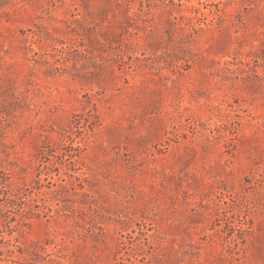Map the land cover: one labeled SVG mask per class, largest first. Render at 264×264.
<instances>
[{
  "label": "rangeland",
  "instance_id": "obj_1",
  "mask_svg": "<svg viewBox=\"0 0 264 264\" xmlns=\"http://www.w3.org/2000/svg\"><path fill=\"white\" fill-rule=\"evenodd\" d=\"M0 172V264H264V0H0Z\"/></svg>",
  "mask_w": 264,
  "mask_h": 264
},
{
  "label": "trees",
  "instance_id": "obj_2",
  "mask_svg": "<svg viewBox=\"0 0 264 264\" xmlns=\"http://www.w3.org/2000/svg\"><path fill=\"white\" fill-rule=\"evenodd\" d=\"M8 179L9 176L6 172H0V212L5 213L7 216L12 215V220H14L15 215L18 214L20 217H23L29 212L31 207L30 202H28L25 197L23 198V196H25L31 188L23 184L11 190L7 183ZM9 201H11V203H9ZM13 205L16 206L14 207ZM9 222L10 221L6 220L8 226H10Z\"/></svg>",
  "mask_w": 264,
  "mask_h": 264
}]
</instances>
